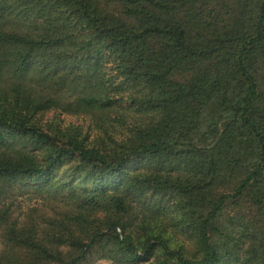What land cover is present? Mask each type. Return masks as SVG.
Returning <instances> with one entry per match:
<instances>
[{
  "label": "trees",
  "instance_id": "obj_1",
  "mask_svg": "<svg viewBox=\"0 0 264 264\" xmlns=\"http://www.w3.org/2000/svg\"><path fill=\"white\" fill-rule=\"evenodd\" d=\"M0 264H264V0H0Z\"/></svg>",
  "mask_w": 264,
  "mask_h": 264
},
{
  "label": "rangeland",
  "instance_id": "obj_2",
  "mask_svg": "<svg viewBox=\"0 0 264 264\" xmlns=\"http://www.w3.org/2000/svg\"><path fill=\"white\" fill-rule=\"evenodd\" d=\"M67 120H72V118L68 117ZM35 202V200H32V201H28V200H25V202L22 204L23 208H26V206H28L29 204H33Z\"/></svg>",
  "mask_w": 264,
  "mask_h": 264
}]
</instances>
